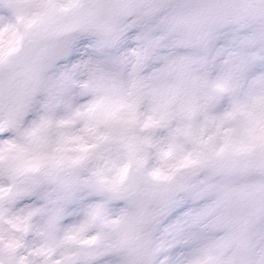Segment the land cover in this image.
Returning a JSON list of instances; mask_svg holds the SVG:
<instances>
[{"label": "clouds", "instance_id": "9594fccd", "mask_svg": "<svg viewBox=\"0 0 264 264\" xmlns=\"http://www.w3.org/2000/svg\"><path fill=\"white\" fill-rule=\"evenodd\" d=\"M0 264H264V0H0Z\"/></svg>", "mask_w": 264, "mask_h": 264}]
</instances>
